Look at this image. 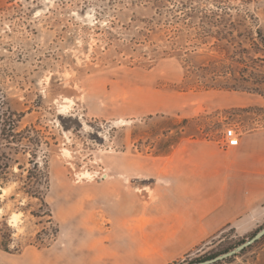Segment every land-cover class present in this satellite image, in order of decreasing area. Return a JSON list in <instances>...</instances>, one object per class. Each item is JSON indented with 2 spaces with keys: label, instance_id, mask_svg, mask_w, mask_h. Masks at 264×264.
Segmentation results:
<instances>
[{
  "label": "rangeland",
  "instance_id": "obj_1",
  "mask_svg": "<svg viewBox=\"0 0 264 264\" xmlns=\"http://www.w3.org/2000/svg\"><path fill=\"white\" fill-rule=\"evenodd\" d=\"M261 132L264 0H0V264H264Z\"/></svg>",
  "mask_w": 264,
  "mask_h": 264
},
{
  "label": "crops",
  "instance_id": "obj_2",
  "mask_svg": "<svg viewBox=\"0 0 264 264\" xmlns=\"http://www.w3.org/2000/svg\"><path fill=\"white\" fill-rule=\"evenodd\" d=\"M228 148L215 195L220 201L210 213L214 219L219 213L232 217L264 203V132L242 137Z\"/></svg>",
  "mask_w": 264,
  "mask_h": 264
},
{
  "label": "built area",
  "instance_id": "obj_3",
  "mask_svg": "<svg viewBox=\"0 0 264 264\" xmlns=\"http://www.w3.org/2000/svg\"><path fill=\"white\" fill-rule=\"evenodd\" d=\"M226 136L227 137H234V134H233V130H228L227 132H226Z\"/></svg>",
  "mask_w": 264,
  "mask_h": 264
},
{
  "label": "water",
  "instance_id": "obj_4",
  "mask_svg": "<svg viewBox=\"0 0 264 264\" xmlns=\"http://www.w3.org/2000/svg\"><path fill=\"white\" fill-rule=\"evenodd\" d=\"M260 235H262V233H261ZM260 235H259V236H260ZM259 236H258V237H259Z\"/></svg>",
  "mask_w": 264,
  "mask_h": 264
},
{
  "label": "trees",
  "instance_id": "obj_5",
  "mask_svg": "<svg viewBox=\"0 0 264 264\" xmlns=\"http://www.w3.org/2000/svg\"><path fill=\"white\" fill-rule=\"evenodd\" d=\"M1 169H2V167H1Z\"/></svg>",
  "mask_w": 264,
  "mask_h": 264
}]
</instances>
